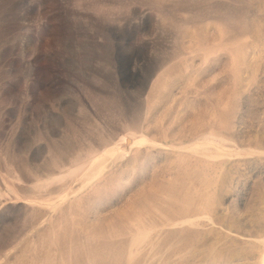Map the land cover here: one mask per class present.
Masks as SVG:
<instances>
[{
  "label": "rangeland",
  "instance_id": "1",
  "mask_svg": "<svg viewBox=\"0 0 264 264\" xmlns=\"http://www.w3.org/2000/svg\"><path fill=\"white\" fill-rule=\"evenodd\" d=\"M0 264H264V0H0Z\"/></svg>",
  "mask_w": 264,
  "mask_h": 264
}]
</instances>
